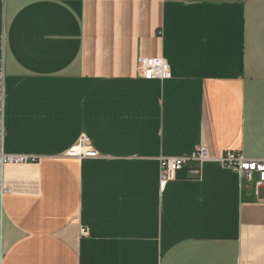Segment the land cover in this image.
Instances as JSON below:
<instances>
[{
  "label": "crops",
  "instance_id": "1",
  "mask_svg": "<svg viewBox=\"0 0 264 264\" xmlns=\"http://www.w3.org/2000/svg\"><path fill=\"white\" fill-rule=\"evenodd\" d=\"M140 56L170 76L145 79ZM0 264H264V0H0ZM99 153L71 156L83 135Z\"/></svg>",
  "mask_w": 264,
  "mask_h": 264
},
{
  "label": "built area",
  "instance_id": "2",
  "mask_svg": "<svg viewBox=\"0 0 264 264\" xmlns=\"http://www.w3.org/2000/svg\"><path fill=\"white\" fill-rule=\"evenodd\" d=\"M138 70L145 79H165L170 76V66L162 57L140 56ZM5 72L0 64V182L3 168L9 164H28L38 160V156L26 153H8L4 150L5 138ZM69 154L71 156L94 158L99 153L92 146L89 136L83 134L78 143ZM217 161L225 167L239 172L250 181L255 180L257 194L264 193V160L247 158L239 152L227 151L222 155L213 157L205 146L197 147L189 156L160 158L159 182L163 188L176 177L178 170L191 165V172L199 174L203 163ZM3 189L0 183V198Z\"/></svg>",
  "mask_w": 264,
  "mask_h": 264
}]
</instances>
